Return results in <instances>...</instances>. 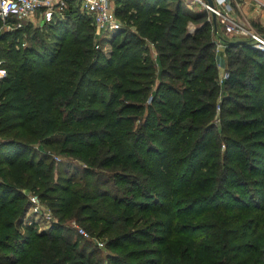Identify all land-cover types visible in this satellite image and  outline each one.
<instances>
[{
  "label": "trees",
  "instance_id": "trees-1",
  "mask_svg": "<svg viewBox=\"0 0 264 264\" xmlns=\"http://www.w3.org/2000/svg\"><path fill=\"white\" fill-rule=\"evenodd\" d=\"M114 6L124 24L102 41L74 1L41 24L49 39L22 44L30 24L0 30V264H101L57 235L17 230L31 190L60 220L81 215L121 247L115 264H264V52L230 44L223 85L247 92L223 98L215 133L208 23L188 34L197 13L180 0ZM252 51L258 66H234ZM52 153L77 157L81 174ZM220 233L223 255L211 260Z\"/></svg>",
  "mask_w": 264,
  "mask_h": 264
},
{
  "label": "rangeland",
  "instance_id": "rangeland-1",
  "mask_svg": "<svg viewBox=\"0 0 264 264\" xmlns=\"http://www.w3.org/2000/svg\"><path fill=\"white\" fill-rule=\"evenodd\" d=\"M182 3V7L187 10L190 13H197L194 18L188 19L187 22V29L188 34L192 35L196 32V29L200 26H202L205 22L208 23V30L204 32L203 36L207 37L211 42L212 46L209 49V56H213L214 62H215V80L217 81L218 85V92L216 96V104L214 113L212 114L211 122L214 124V131L216 132H223L220 129V103L222 102L224 97L230 96V94L235 93L241 94L244 92H247L246 87H242L241 85H237L235 87H232L230 89H226L223 85V81H220V77H222L227 72V56L232 55L236 53V48L231 47L230 44H232L233 41L241 42L248 40L244 36H240L236 33H230L226 31V24L227 22H221L218 17L215 16V20H213V14L208 11V9L198 3H194L191 0H180ZM232 5L231 10V16L234 18V22H236V25L243 26V27H250L253 28L259 32L264 33V15L263 12L258 10L253 1L251 0H230ZM174 3V2H173ZM173 3L170 5L173 7ZM67 8V7H66ZM115 8V6H114ZM117 18V24L122 25L123 19H121V16H116ZM42 23V22H41ZM34 27L30 30V35L28 37L23 36L22 40L26 44H33L35 42V38L33 34H38V36H44L47 38V35L50 34V31H48L47 28H42V25H38L35 23L32 25ZM113 31H109L103 36L105 37H98L101 40H105L112 36ZM49 33V34H48ZM249 41V40H248ZM2 43H0V50L2 48ZM102 47L104 50H108L109 43L108 42H101ZM151 44V43H150ZM152 46V44H151ZM251 46V45H250ZM152 53L153 55L156 54V50L152 46ZM242 55H240V59L236 61L234 66H241L244 64V66L248 69H254L253 67L256 65L258 66L257 61L262 60V58L257 55L256 52H250V57L243 62L241 61ZM207 58V59H208ZM251 59L254 60V63L251 62ZM246 77L244 76L242 79L245 81ZM158 80V78H157ZM233 99L237 102H243L244 100L242 98H239L236 96H233ZM228 108L230 106V103L225 104ZM226 131H229L226 129ZM48 151L53 152L51 149L47 148ZM53 155V153H52ZM56 162H62V167H60L61 171L64 173H70V171L75 168L77 176L81 174L82 167L84 163L80 161L77 157L67 154H54L53 155ZM59 169V171H60ZM96 170V169H94ZM113 183H110V186H112ZM48 196H53L56 193L55 192H49L47 193ZM50 194V195H49ZM54 201V199H51V201ZM48 198H42L36 191H28L26 194V204L24 206L22 214L17 218L15 221V225L17 230L20 232L25 230V227L31 226L35 228L39 233L46 234L47 237L52 238L55 235H57V246H60L61 243H66L67 241H71L73 243H76V246H81V250L85 252V258L90 256L92 259H95L94 262H97L98 260L96 258H99L101 264H115V260L112 259L113 254H116V252L119 251L121 247L117 249L111 248L107 246L105 235H96V232H91L87 229L86 225L88 226V221L84 219H78V216L81 215L74 214V215H68L65 217H62L60 220L58 215L59 213L55 211V213L52 211L51 207L47 204ZM56 207V205H55ZM68 218L67 217H70ZM219 238L217 239L216 243L215 241H212L208 243L207 247V253L206 256H208L211 260H217L221 255H223L221 241L224 240L222 238V233L218 235ZM233 238L231 237V240ZM86 240V241H85ZM123 244V243H122ZM218 244V245H217ZM91 250V251H90ZM93 252V253H92ZM246 255H243L240 257V259H244ZM117 264V263H116Z\"/></svg>",
  "mask_w": 264,
  "mask_h": 264
},
{
  "label": "built area",
  "instance_id": "built-area-1",
  "mask_svg": "<svg viewBox=\"0 0 264 264\" xmlns=\"http://www.w3.org/2000/svg\"><path fill=\"white\" fill-rule=\"evenodd\" d=\"M70 1L78 3L81 10L92 17L96 38L97 36L105 37L104 34L119 27L114 11L115 0H0V30L11 31L21 29L26 24L41 25L49 22L63 13ZM191 1L204 5L221 22H227L225 26L227 32L246 37L252 47L264 52V33L250 27L236 25L230 14L232 10L230 0H212V6L207 0ZM251 1L264 15V0ZM22 44L25 42L23 41ZM98 45L99 43L96 44ZM6 74L5 67L0 64V81ZM225 76L226 74L220 77L221 82Z\"/></svg>",
  "mask_w": 264,
  "mask_h": 264
},
{
  "label": "water",
  "instance_id": "water-1",
  "mask_svg": "<svg viewBox=\"0 0 264 264\" xmlns=\"http://www.w3.org/2000/svg\"><path fill=\"white\" fill-rule=\"evenodd\" d=\"M207 2H208L209 5H211V6L213 5L212 0H207ZM213 20H215V16L214 15H213ZM241 42H243V41H241Z\"/></svg>",
  "mask_w": 264,
  "mask_h": 264
}]
</instances>
